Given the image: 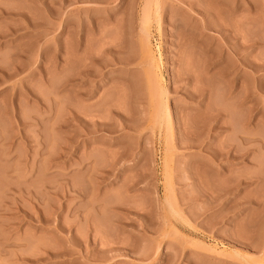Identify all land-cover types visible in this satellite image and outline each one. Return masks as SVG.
<instances>
[{"label": "rangeland", "instance_id": "rangeland-1", "mask_svg": "<svg viewBox=\"0 0 264 264\" xmlns=\"http://www.w3.org/2000/svg\"><path fill=\"white\" fill-rule=\"evenodd\" d=\"M0 264H264V0H0Z\"/></svg>", "mask_w": 264, "mask_h": 264}, {"label": "bare ground", "instance_id": "bare-ground-1", "mask_svg": "<svg viewBox=\"0 0 264 264\" xmlns=\"http://www.w3.org/2000/svg\"><path fill=\"white\" fill-rule=\"evenodd\" d=\"M188 4L190 6H192L191 2H188ZM150 73L151 72H149V74H148L149 77L151 76ZM158 75H159V73L156 74V72H154V78L155 79L151 78L152 76L150 78H148V86H149L151 92L158 98V103L156 105L155 114L154 115H155V120L157 122V126H156L157 127L156 128L157 131H156V133L158 132V135L162 136V135H164V131L167 130L166 129L167 119L169 117L167 99H168L169 95H168V90H167L166 86H164L161 83V79L159 78ZM182 78H183L182 75H179V74L177 75V79L175 78L177 85L181 81ZM182 82H184V80ZM176 88H177V86H175V91H176ZM210 125H211V123H210ZM210 125H209V128L211 127ZM165 133L167 134L166 131H165ZM166 134H165V136H166Z\"/></svg>", "mask_w": 264, "mask_h": 264}]
</instances>
